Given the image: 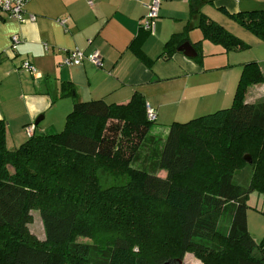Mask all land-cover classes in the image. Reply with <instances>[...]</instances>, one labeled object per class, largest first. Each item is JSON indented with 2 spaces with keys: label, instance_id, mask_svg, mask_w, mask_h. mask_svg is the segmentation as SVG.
<instances>
[{
  "label": "trees",
  "instance_id": "trees-1",
  "mask_svg": "<svg viewBox=\"0 0 264 264\" xmlns=\"http://www.w3.org/2000/svg\"><path fill=\"white\" fill-rule=\"evenodd\" d=\"M222 10L264 41V10ZM200 26L204 38L226 50L246 48L202 14ZM182 41L174 34L163 54ZM262 78L256 62L243 64L229 107L162 125L164 135L153 132L156 120L147 119L137 92L123 104L74 101L61 131L32 133L14 149L6 147L0 119V264H177L187 251L203 264H264V239L256 242L247 227L249 194L264 195V99L243 98ZM246 163L253 173L243 191L232 178ZM103 168L112 180L107 187L98 175ZM34 208L42 242L28 232ZM225 213L223 234L218 223ZM87 216L111 231V241H71Z\"/></svg>",
  "mask_w": 264,
  "mask_h": 264
},
{
  "label": "crops",
  "instance_id": "crops-1",
  "mask_svg": "<svg viewBox=\"0 0 264 264\" xmlns=\"http://www.w3.org/2000/svg\"><path fill=\"white\" fill-rule=\"evenodd\" d=\"M150 2L26 0L23 22L0 10V119L6 122L8 149L29 137L27 125H34L36 134L60 131L74 101L123 104L137 92L145 105L155 109L160 125L229 107L242 66L251 61L263 78L251 83L243 98L249 103L264 99V41L222 10H264V0H160L154 29L147 31L140 22ZM30 14L34 20L27 18ZM200 14L239 38L246 48L226 50L204 38ZM63 18L65 23L60 22ZM14 34L23 41L12 48ZM174 34L182 43H191L193 57L178 50L182 43L170 55L163 54ZM65 49L85 54L96 49L102 64L85 58L78 65H63ZM24 60L31 61L36 71L24 69Z\"/></svg>",
  "mask_w": 264,
  "mask_h": 264
},
{
  "label": "rangeland",
  "instance_id": "rangeland-1",
  "mask_svg": "<svg viewBox=\"0 0 264 264\" xmlns=\"http://www.w3.org/2000/svg\"><path fill=\"white\" fill-rule=\"evenodd\" d=\"M146 114V108H145ZM158 128H153L155 134L164 135L163 126L157 124ZM63 128L59 129L60 131ZM52 132H59L58 130ZM20 144V143H18ZM18 144L16 145L18 147ZM253 167L246 163L244 164L239 171H237L232 178V181L238 184L243 191L249 190L251 185ZM159 176L164 177L166 175L165 170H159L157 173ZM100 183L104 186H110L112 183L111 176L108 174L107 170L100 169L98 171ZM148 208L151 212H154L152 209H155V205H148ZM30 221L28 223V232L33 240L42 242L45 240V230L43 222L41 220L38 208H34L31 211ZM219 231L223 234L226 233L229 225V215L225 213L220 217L219 220ZM96 225L92 224L89 220V217L80 221L78 231L72 236L71 241L82 242V243H98L104 244L111 241L112 233L110 230L101 229L95 227ZM247 227L248 231L256 242L264 239V195L258 194L255 191H252L247 198ZM82 228L89 229V235H83L80 230ZM135 250L137 246L134 247ZM182 264H203L202 260L195 255L192 251H187L182 256Z\"/></svg>",
  "mask_w": 264,
  "mask_h": 264
},
{
  "label": "built area",
  "instance_id": "built-area-1",
  "mask_svg": "<svg viewBox=\"0 0 264 264\" xmlns=\"http://www.w3.org/2000/svg\"><path fill=\"white\" fill-rule=\"evenodd\" d=\"M25 1L26 0H0V10L8 13V15L19 22L26 20L24 16L25 12ZM88 3H92V0H88ZM160 6V0H151L148 6V12L142 17L140 25L143 29L147 31H153L156 19L158 17V11ZM30 20H34L35 16L30 14L27 17ZM61 23H65V18L60 19ZM23 39L19 35L14 34L11 36V47L15 48L17 44L22 42ZM45 47L48 45L45 43ZM63 56L61 59V64L72 66L81 64V62L87 58L92 63L97 66H101L102 58L98 50L94 49L89 54H85L79 49H68L63 51ZM22 67L30 72H35L36 68L29 60H24L22 62ZM146 108V117L148 120H156V112L153 107L149 104L145 105ZM34 125H27L25 130L28 135L33 133Z\"/></svg>",
  "mask_w": 264,
  "mask_h": 264
},
{
  "label": "water",
  "instance_id": "water-1",
  "mask_svg": "<svg viewBox=\"0 0 264 264\" xmlns=\"http://www.w3.org/2000/svg\"><path fill=\"white\" fill-rule=\"evenodd\" d=\"M179 51H182L185 55L193 57L196 54L195 49L193 48V46L191 45V43L189 41H185L183 42L179 47H178ZM39 119L35 120V123H38ZM244 160L247 162H251V157L249 154H245L243 156ZM173 261L169 260V261H165L161 264H172ZM177 264H182V260L181 259H177Z\"/></svg>",
  "mask_w": 264,
  "mask_h": 264
}]
</instances>
